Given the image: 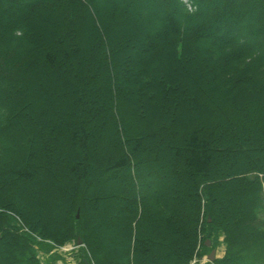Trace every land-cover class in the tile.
Returning a JSON list of instances; mask_svg holds the SVG:
<instances>
[{
  "label": "trees",
  "instance_id": "trees-1",
  "mask_svg": "<svg viewBox=\"0 0 264 264\" xmlns=\"http://www.w3.org/2000/svg\"><path fill=\"white\" fill-rule=\"evenodd\" d=\"M221 233L205 264H264V0H0V264Z\"/></svg>",
  "mask_w": 264,
  "mask_h": 264
},
{
  "label": "rangeland",
  "instance_id": "rangeland-1",
  "mask_svg": "<svg viewBox=\"0 0 264 264\" xmlns=\"http://www.w3.org/2000/svg\"><path fill=\"white\" fill-rule=\"evenodd\" d=\"M152 184V183H151ZM219 241L218 243L214 246L216 249V258L223 257L226 251V244L224 242V234L219 235ZM74 246V247H73ZM83 246V245H81ZM80 246L76 243V241L69 242L59 248H57V254H60L62 259H59L55 262V264H85V263H80L81 258L77 257L78 250ZM213 248H210L208 254L212 251ZM208 254H204L202 256V259H200L201 264H205L208 261ZM40 257L43 260L44 264H47L46 260V255H44L43 252H40ZM198 258H195L190 264H198Z\"/></svg>",
  "mask_w": 264,
  "mask_h": 264
},
{
  "label": "water",
  "instance_id": "water-1",
  "mask_svg": "<svg viewBox=\"0 0 264 264\" xmlns=\"http://www.w3.org/2000/svg\"><path fill=\"white\" fill-rule=\"evenodd\" d=\"M77 216H79V212H78ZM77 244L78 245H84L83 240L80 237L77 240ZM206 245L207 246H210L211 245V243H210L209 240L207 241ZM207 258L210 261H214L216 259V249H212V251L210 252V254H208ZM85 264H90V263L86 261Z\"/></svg>",
  "mask_w": 264,
  "mask_h": 264
}]
</instances>
